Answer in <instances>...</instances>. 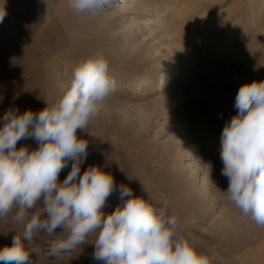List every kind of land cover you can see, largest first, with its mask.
<instances>
[{
	"label": "clouds",
	"instance_id": "obj_1",
	"mask_svg": "<svg viewBox=\"0 0 264 264\" xmlns=\"http://www.w3.org/2000/svg\"><path fill=\"white\" fill-rule=\"evenodd\" d=\"M76 13L95 15L124 8L126 0H68ZM5 11H0V22ZM116 89L103 55L90 56L73 70L70 87L54 106L34 113L7 110L0 127V218L15 211L24 225L10 245L0 248V264H33L26 242L37 234L57 237L49 255L58 256L88 244L96 234L93 259L101 264H210L196 245L176 237L178 221L127 185L118 188L111 172L89 166L87 131L100 104ZM48 105V102L46 100ZM237 112L221 133V174L228 178L231 202L258 227H264V80L242 84L236 94ZM33 139L38 147L17 148ZM71 162L63 181L61 171ZM119 193L121 203L104 213L108 198ZM42 205V206H41ZM39 206V211H33ZM62 233L57 234V229Z\"/></svg>",
	"mask_w": 264,
	"mask_h": 264
},
{
	"label": "rangeland",
	"instance_id": "obj_2",
	"mask_svg": "<svg viewBox=\"0 0 264 264\" xmlns=\"http://www.w3.org/2000/svg\"><path fill=\"white\" fill-rule=\"evenodd\" d=\"M163 1L155 0L156 4H154V6L152 5V8H149L153 0H135L134 17L132 16L130 19L120 8L105 9L94 16L89 13H76L69 5H67L68 7L66 6L68 0H0V11H5L4 19L0 22V127H3L2 118L7 110L16 109L22 113L25 110L31 109L34 113H39L47 106L51 108L58 103L61 98V91L53 83L52 78L54 77L53 71L55 68L62 69L63 71L72 70L74 66H77L88 57L98 54L104 57L107 56L108 60L116 62L119 60L129 61L127 57L124 58L122 56L124 50L122 52L120 49V46L123 45L122 41L127 38L134 39V41L138 40L141 43L143 41V44L146 43L145 45H147L150 52L156 50L155 53L157 52L158 54L181 55L183 54L182 51H193L194 49L192 50L188 37L174 34L170 35L163 25L153 21H150L146 26L144 25L146 28L142 25L143 34L138 33L130 35L132 28H134V30L137 29L139 24L151 17L155 8L161 9V4L165 6V3H173L178 10L183 13L179 16L181 21L187 20L189 24L194 26V29L191 31L188 30L187 33L190 34V37H194L193 39L196 40L194 42H199L201 45V48L199 46L195 49L196 52H192L196 60L190 71L191 73L193 72L192 74L195 75L196 78L191 75L193 81L191 82L188 94L189 101L184 100L179 104H175L171 110L173 109L177 118H182L184 116L185 118L190 117L194 124L200 125L206 120L205 122H212L215 126H224L227 120L231 118L228 113L235 108V97L242 82L239 79V75H237V71L235 72V70H233V72L229 69V66L230 68L232 67V69H237L236 67L239 64L236 61H231V59H229V61L227 59V63L226 60L222 58L219 61L218 58L213 59L215 58L213 54L217 53V50L225 43L228 49L231 48L236 40H241L236 51L248 47H256L253 45L254 38H257L255 32L260 35L261 39H264V13H261V17L258 18L259 13L252 14L250 12L248 6L254 0ZM147 6L149 9L146 8ZM144 8L146 13L142 15L141 12L144 11ZM146 9L150 11L148 12ZM81 20H83V22H81ZM235 22L239 24L236 28L234 26ZM217 24L220 25L216 27ZM246 26L250 28H245ZM207 31H209L211 35H214V39L210 41L209 44L204 45L202 43H206L207 41L203 36ZM123 33L126 34L124 35ZM174 48H176V50ZM183 48L185 50H183ZM260 49L261 50L258 48L257 50L264 51V48ZM115 50L121 51L119 55L114 54V52H116ZM172 50L176 52L171 53ZM177 50L182 51L178 53ZM257 50H251L250 52L255 55V51ZM141 51L142 50H134V57ZM256 59L261 62L260 64L264 67V56L262 54L258 55ZM121 63L125 64L124 62ZM192 90L196 91L193 92ZM200 94L205 96H200ZM211 102L214 104L212 107L210 106ZM160 107V105L149 103L146 106L145 114L138 117L132 114L130 115V119H134L139 122L138 124H143L146 127L148 118L158 115L162 110V107ZM187 108L189 110H187ZM164 111L167 112L168 109H163L162 112ZM108 117L109 119L107 118L108 121L106 120L105 125L98 122L92 126V122L90 121L87 131H77L78 137L82 134L91 136L96 133V135L104 134L102 136L107 137L109 140L114 139L115 146L118 150L126 153V159L122 162L130 172H133L138 167L139 162H143L146 167L145 169H147V166L154 167L153 171L143 172L141 175H138L143 184L147 183V187L143 189H137L136 183L130 181L129 177L123 179L121 175L112 174L117 188L123 184L131 187L133 195L135 196H142L144 198L149 197L151 199L152 197L153 199L163 197L169 202L172 201V205L168 208L167 214L175 216L178 221L176 229L177 238H184L193 242L200 252L210 257V264H237V259L229 248V240L226 241V239H223L222 242L219 240L220 238L218 239L215 232L209 233L210 235L204 234L201 239L199 238L202 230L200 226V223H202L201 209L196 207L192 210L186 205L188 201H192L195 197L185 192L182 189L180 180L172 176L168 170H166L167 167L164 164H167V161L164 163L158 161L151 162L152 158L150 157L148 143L152 138L153 132L149 127L148 129L144 127L147 131L143 129V133H149L151 135L150 138H146L137 135L134 127L121 116L118 117L112 113V115ZM23 145H26L30 151L39 146L38 143L31 138L19 141L17 143V148ZM175 145L176 144H174V146ZM109 166V164H104V170L108 171ZM70 170L71 167L69 165L67 168L63 169L59 175V181L62 182ZM120 203L121 201L119 200L118 193V196H116L111 203L108 201L106 202V206L103 209L104 213L107 215L113 212ZM108 204H113V207L107 206ZM33 211H39V206ZM14 215L15 211L9 213L6 218H0V248L5 245H10L13 236L22 234L23 232L24 225L15 222ZM196 225H198V227ZM179 230L183 231L184 234L179 232ZM208 236L209 238L211 236V239H209ZM45 237L49 236L40 234V238L36 242H26V246L30 251L34 250L35 252L38 250ZM197 238H199V240ZM95 239V233L90 235L87 238V241L90 242L89 248L85 251L79 250L72 258L65 260H68L70 264H101L100 261L92 257L95 250L94 244L92 243ZM34 244H37V247ZM31 259L33 264H42V261L56 262V259L53 258L49 260L35 259L32 255Z\"/></svg>",
	"mask_w": 264,
	"mask_h": 264
},
{
	"label": "bare ground",
	"instance_id": "obj_3",
	"mask_svg": "<svg viewBox=\"0 0 264 264\" xmlns=\"http://www.w3.org/2000/svg\"><path fill=\"white\" fill-rule=\"evenodd\" d=\"M134 2L135 0H126V6L122 9L120 8L121 11H124L127 14L128 18H132V16L134 17ZM154 4H156L155 0H153L151 6L149 5V8H152ZM67 5L68 4L66 3V6ZM161 7V9L155 8L153 10L154 13H150V19L148 18V20L146 19L145 21H143V23L139 24L137 29L134 30V28H132L130 35L142 33V25L146 26L148 25V23H150V21H153L160 25H163L164 28L167 29L168 33H170V35L174 34L182 37H188L191 43V48L192 50H194L191 51L186 48L188 50L186 51L184 47L183 50H185V52H183L182 50H177L178 53L182 51L183 54L181 55L158 54L157 52L155 53L156 50L154 52H150L147 45H145L146 43L143 44V41L141 43L138 40L134 41V39L130 38L122 41L123 45L120 46L122 52L124 50L122 56L124 58L127 57L129 61L119 60L116 62L108 60L107 56H105V58L109 61V74L110 77L116 82V89L100 104L98 115L90 120L92 122L91 124L93 126L94 124L100 122L102 125H105L107 118L109 119L108 116L112 115L113 113L118 117L121 116L125 121L131 124V126L134 127L137 135L150 138L151 135L149 133H143V129L145 130L146 127L147 129L149 127V129L153 132L152 138L148 143L150 149V157L152 158L151 162L158 161L164 163L167 161V164H164L167 167L166 170H168V172L172 176L180 180L182 189L185 192L195 197L192 201H188L186 205L189 206V208L192 210L196 207H199L201 209L200 212L202 223H200V226L202 227V230L199 238L201 239L204 234L215 232L218 239L220 238L219 240H221L222 242L223 239H226V241L229 240V248L236 257L237 264H264V227L256 226L249 217H245L235 206V204L231 202L230 196L226 192L229 186V180L227 177L221 174L223 162L221 160L220 138L224 126L218 127L213 125L212 122H205L206 120L203 121V123L200 125L194 124L191 121L190 117L185 118L184 116L182 118H177L173 109L171 110V108L175 104H179L184 100L189 101L188 94L190 91L191 82L193 81L192 76H195L192 74L193 72L191 73L190 70L194 66L196 60V57L192 52H194L195 49L199 46L201 48V45L199 42H194L196 41L195 39H193L194 37H190V34L187 33L188 30L191 31L192 29H194V26L189 24L187 20L181 21L179 16H181L183 13L178 10V8L173 3H165V6L161 4ZM146 8H148V6ZM148 9H146V11H148ZM248 9L252 14L259 13L258 18L261 17V13H264V0H254L248 6ZM143 10L144 11L141 12L142 15L146 13L145 8ZM98 13H96L95 15H97ZM81 22H83V20H81ZM219 25L217 24L216 27H218ZM234 26L236 28L239 26V24L235 22ZM245 28L250 27L246 26ZM255 34L257 36V38H254L255 40L253 44L254 46H256L254 47L255 49L248 47L244 49L242 48L243 50L236 51L241 42V40H236V42L233 41L234 43L232 44L231 48L228 49L225 43L221 45L219 50H217V53L213 54V57H215L213 59L218 58V60L220 61V59L222 58L225 59L226 62L227 59H231V61L234 60L239 64L236 67L237 69H232V67L230 68V66L229 69H231L232 71L235 70V72L237 71V75H239V79L242 82L241 84H245L253 80H264V67L260 64L261 62L256 59L258 55L262 54L264 56V51L257 50L258 48L259 50H261L260 48H264V39H261L260 35H258L256 32ZM203 37L207 41L206 43H202L204 45L209 44L210 41H213L214 39V35H211L209 31L205 32ZM136 49L142 51L134 57V50ZM174 49L176 50V48ZM175 50H172L171 53H175ZM251 50H257L255 51V55L251 54ZM115 51L116 52H114V54L116 55H119V53L121 52L120 50ZM121 62H124L125 64ZM75 67L76 66H74L72 70L65 71L55 68V70L53 71V83L57 88L60 89L61 97L63 93L70 87L72 73ZM200 96L203 95L200 94ZM149 103L160 105L162 107V110L167 108L168 111L162 112L161 110L158 115L148 118L146 127L143 124H138L139 122L135 121L134 119H130V115L132 114L133 116L136 115L135 117L145 114L146 106ZM212 103L213 102H211V104L209 103L211 107L212 105H214ZM189 109L187 108V110ZM236 112L237 110L236 108H234L228 114L232 117L236 114ZM147 129L145 131H147ZM102 135H96L95 133L91 136H85L83 134L80 136L81 138L88 141V156L81 166V175L89 166L103 167L104 164H109L110 166L108 172H111V174L121 175L123 179H127L129 177L130 181H134V183H136L137 189L146 188L147 183L143 184L141 178L138 175H141V173L143 172L153 171L154 167L147 166V169H145L146 167L144 166L143 162H139L138 167L133 172H130L122 162L124 159H126V153L118 150V148L115 146L114 139L109 140L107 137ZM174 144L176 145L174 146ZM69 166L71 167V162H69ZM116 196H118V193L113 192V194L108 198L107 201L111 203ZM145 199H149V197H146ZM150 202L153 203L155 207H164L166 208V210H168V208L172 205V201H170V203L166 198L163 197H160L159 199H153L152 197V199L150 198ZM107 206L113 207V204H108ZM196 226L198 227V225ZM62 231V229L58 228L56 230V233L60 234L62 233ZM183 231L179 230V232L184 234ZM39 238L40 234H37L31 241V243L36 242ZM199 238L197 239L199 240ZM209 239H211V236ZM87 242L88 244H85L83 246L84 251L89 248L90 242ZM42 264H70V262L65 259H60L56 262L42 261Z\"/></svg>",
	"mask_w": 264,
	"mask_h": 264
},
{
	"label": "built area",
	"instance_id": "obj_4",
	"mask_svg": "<svg viewBox=\"0 0 264 264\" xmlns=\"http://www.w3.org/2000/svg\"><path fill=\"white\" fill-rule=\"evenodd\" d=\"M57 237H45L42 242H41V245L40 247L38 248L37 251H35L33 254H32V257L35 258V259H69V258H72L73 255H75L76 253H78L79 250H83V246L82 247H78L76 250L74 251H71V252H66V253H61L59 254L58 256H51L49 255V249H50V246H51V242L53 239H56Z\"/></svg>",
	"mask_w": 264,
	"mask_h": 264
}]
</instances>
